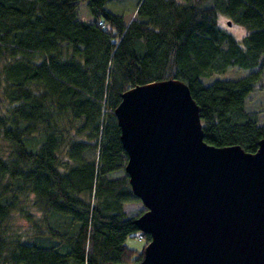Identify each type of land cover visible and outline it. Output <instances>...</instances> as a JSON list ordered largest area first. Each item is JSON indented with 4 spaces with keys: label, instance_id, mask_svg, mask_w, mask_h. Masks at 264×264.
<instances>
[{
    "label": "trees",
    "instance_id": "1",
    "mask_svg": "<svg viewBox=\"0 0 264 264\" xmlns=\"http://www.w3.org/2000/svg\"><path fill=\"white\" fill-rule=\"evenodd\" d=\"M108 1L0 0V264L142 258L150 237L124 210L139 198L114 112L132 86L186 82L211 144L255 152L264 137L246 107L264 71V0ZM219 13L246 27L241 39ZM230 66L247 73L204 82ZM16 213L34 229L11 233ZM136 232L141 251L125 243Z\"/></svg>",
    "mask_w": 264,
    "mask_h": 264
},
{
    "label": "water",
    "instance_id": "2",
    "mask_svg": "<svg viewBox=\"0 0 264 264\" xmlns=\"http://www.w3.org/2000/svg\"><path fill=\"white\" fill-rule=\"evenodd\" d=\"M114 112L150 239L140 260L101 264H264V137L255 152L207 142L177 78L126 89Z\"/></svg>",
    "mask_w": 264,
    "mask_h": 264
},
{
    "label": "rangeland",
    "instance_id": "3",
    "mask_svg": "<svg viewBox=\"0 0 264 264\" xmlns=\"http://www.w3.org/2000/svg\"><path fill=\"white\" fill-rule=\"evenodd\" d=\"M135 0H109L106 3L107 8L121 12L124 10H131L134 8ZM227 20H229L228 16L223 13H219V23L227 28L236 38L241 39L243 34L246 32V27L240 24L232 23L231 25L227 24ZM247 73V69L239 67V66H230L224 73H218L213 76L204 77V82L208 83L213 78L225 77V76H241ZM246 107L248 110L256 112L261 123H264V71L261 78L256 82L255 88L249 93L246 99ZM120 173V171H116L113 175ZM21 203L24 208L37 212L34 207L30 206L29 200H24L20 198ZM124 210L127 216H134L141 214L142 211L146 209L145 205L142 203L140 199L136 200H127L124 202ZM12 231L11 233L21 234L28 233L34 229V225H32L31 221L26 220L23 216L16 213L14 217H12L11 221ZM145 242V238H140L138 236V232L134 235H129L125 239V243L136 249L137 251H141L143 249V245Z\"/></svg>",
    "mask_w": 264,
    "mask_h": 264
},
{
    "label": "built area",
    "instance_id": "4",
    "mask_svg": "<svg viewBox=\"0 0 264 264\" xmlns=\"http://www.w3.org/2000/svg\"><path fill=\"white\" fill-rule=\"evenodd\" d=\"M100 23H102V22L100 21ZM138 236H139L140 238H143V234H142V233H139Z\"/></svg>",
    "mask_w": 264,
    "mask_h": 264
}]
</instances>
